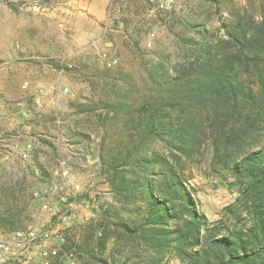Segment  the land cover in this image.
<instances>
[{
	"label": "trees",
	"instance_id": "obj_1",
	"mask_svg": "<svg viewBox=\"0 0 264 264\" xmlns=\"http://www.w3.org/2000/svg\"><path fill=\"white\" fill-rule=\"evenodd\" d=\"M203 1L219 25L185 22L177 62L143 59L138 78L121 66L84 74L91 95L74 114L99 133V172L115 205L79 226L54 264H162L170 254L184 264H264V0ZM206 144L211 165L233 178L226 209L247 213L243 226L210 227L196 208L185 170ZM21 211L0 219L13 227Z\"/></svg>",
	"mask_w": 264,
	"mask_h": 264
},
{
	"label": "rangeland",
	"instance_id": "obj_2",
	"mask_svg": "<svg viewBox=\"0 0 264 264\" xmlns=\"http://www.w3.org/2000/svg\"><path fill=\"white\" fill-rule=\"evenodd\" d=\"M121 5V11H117ZM189 21H203L210 30L219 25L214 6L203 0H175L166 10L155 9L154 0H0V63L8 65L0 73V96L10 105L0 111L13 112L15 117L10 121L18 120L29 127L23 129L19 123L16 132L28 130L39 140L33 152L39 174L12 153L27 141L22 136L5 137L0 146V157L7 156L6 163L0 165V217L16 214L6 210H22L13 227L0 219L4 231L45 224L50 242L60 250L79 226L115 205L99 172V133L86 128L74 114V102L91 95L84 74L92 72L95 65L121 66L138 78L143 74V59L163 56L172 64L177 62V35L189 34L184 26ZM37 96L42 108L33 102ZM18 99L26 101L27 119L12 108ZM5 121L0 119L2 137V131L16 130V125L10 127ZM52 142L59 155L53 156ZM211 157L212 149L206 144L199 161L189 163L185 170L196 208L206 216L210 227L219 221L230 227L243 226L249 215L237 211L236 206L226 209L237 196L233 178L215 169ZM60 158L66 162L65 179L59 174ZM52 182L60 184L59 195L74 201L70 211L57 196L47 208L39 209L33 194L44 193ZM72 191L77 194L75 198ZM32 257L30 264H40L37 253ZM50 261L54 264L56 258ZM62 264L75 261L67 256ZM162 264L184 263L170 254Z\"/></svg>",
	"mask_w": 264,
	"mask_h": 264
},
{
	"label": "built area",
	"instance_id": "obj_3",
	"mask_svg": "<svg viewBox=\"0 0 264 264\" xmlns=\"http://www.w3.org/2000/svg\"><path fill=\"white\" fill-rule=\"evenodd\" d=\"M175 0H154L155 9L166 10L173 6ZM123 5L117 8V11H121ZM103 67V66H100ZM8 69V65L0 63V73ZM27 85L23 84V88ZM33 102L37 108H42V101L40 97H34ZM10 107L9 104L4 102L0 96V109L7 110ZM12 108L24 119L28 118V108L25 99H18L12 104ZM58 141V139H57ZM39 146V140L34 139L27 141L21 148L12 152L19 159L20 162H24L34 169L35 174H39L38 168L35 166L33 158V152L35 148ZM7 157V156H6ZM7 159V158H6ZM0 165L2 161H0ZM58 165L61 170L60 176L65 179L66 176V162L62 158L58 159ZM8 168L13 167L7 166ZM58 174V175H59ZM60 184L52 182L48 188L42 192H34V198L38 201L39 209L44 210L50 204V200L57 196L58 200L68 206L70 211L74 207V201L68 202L65 195H59ZM76 192L72 191L71 196L76 197ZM70 218V217H69ZM37 249L36 251H34ZM38 254L37 262L40 264H50V258L57 259L60 250L54 246L49 239V230L45 224H37L27 227L24 230H16L13 232L4 231L0 227V264H30L34 260L33 254ZM62 257V256H61Z\"/></svg>",
	"mask_w": 264,
	"mask_h": 264
},
{
	"label": "crops",
	"instance_id": "obj_4",
	"mask_svg": "<svg viewBox=\"0 0 264 264\" xmlns=\"http://www.w3.org/2000/svg\"><path fill=\"white\" fill-rule=\"evenodd\" d=\"M35 61H37V60L35 59ZM14 117H15V114L13 112L12 113H8V114H5V113L2 112V110L0 111V119L3 121L6 118V121H5L6 125H8L10 127H13L14 125H16V127H13V129L16 128V130H10V129H8V130H6L7 132L2 131V133H4V135L2 137L1 134H0V146H3L2 142H4V138L5 137L15 138L16 136L20 135V136H22V139L23 140L26 139L27 141H31V139L33 138V135L32 134H29L28 130L24 131V133H22V132L21 133L20 132H16L17 129L19 128V123L21 124V122L18 121V120H15L14 122L13 121H10V120H14ZM21 125H23V129H25V128L28 129L29 128V127L27 128V125H25V124H21ZM26 142H24L23 144H25ZM0 151H1V149H0ZM6 158H7L6 156L0 157V161H2V164L3 163L4 164L6 163L5 162V159ZM94 161H95V159H94ZM87 183H88V180H86V184ZM89 185L91 186V182H89Z\"/></svg>",
	"mask_w": 264,
	"mask_h": 264
}]
</instances>
